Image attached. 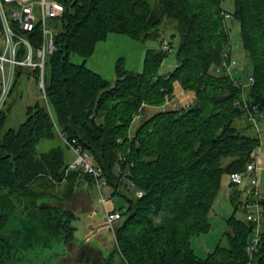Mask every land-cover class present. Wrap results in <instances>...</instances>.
<instances>
[{
	"label": "trees",
	"instance_id": "obj_1",
	"mask_svg": "<svg viewBox=\"0 0 264 264\" xmlns=\"http://www.w3.org/2000/svg\"><path fill=\"white\" fill-rule=\"evenodd\" d=\"M225 12L239 22L252 64L254 81L246 88L225 66L232 44ZM55 25L46 97L40 90L43 99L27 107L17 128H5L8 112L0 109V264H14L41 244L74 242L78 215L64 205L83 181L95 180L81 169L68 171L62 145L37 149L61 134L93 156L111 195L127 202L112 207L122 218L116 250L102 264L117 252L124 264H264V199L260 239L251 251L255 222L236 215L245 189L232 192L235 212L214 251L203 258L192 246L194 235L211 229L224 176L245 171L260 145L257 133L246 132L253 128L246 112L264 111V0H233L230 11L224 0H72ZM166 28L179 36L177 65L167 73L160 68L172 42L148 48L142 71L120 59L114 84L71 60L73 53L87 59L112 32L145 41ZM34 74L38 80L39 70ZM178 88L185 97L176 106L151 109L173 100Z\"/></svg>",
	"mask_w": 264,
	"mask_h": 264
},
{
	"label": "rangeland",
	"instance_id": "obj_2",
	"mask_svg": "<svg viewBox=\"0 0 264 264\" xmlns=\"http://www.w3.org/2000/svg\"><path fill=\"white\" fill-rule=\"evenodd\" d=\"M154 3V0H151ZM224 6L227 10L233 9V0H224ZM226 13V12H225ZM227 23L230 26L231 32V53L229 62H234L231 65L230 73L239 77L246 85L250 84V73L252 72V64L247 59L245 50L243 48L240 38L239 22L233 17L227 18ZM175 34V35H174ZM172 42V51L166 56L163 61L160 72L167 73L174 69L177 65L176 48L179 44V36L176 29L166 28L160 36L156 38H148L145 41L134 39L128 35L112 32L107 39L100 41L94 53L85 59L78 53L71 55V60L75 63L86 62V65L93 70L101 73L111 84H114L117 79L116 68L119 60L121 59L123 65L130 70L142 71L144 69L145 57L148 48L160 49L162 44H170ZM5 38L0 28V50L4 46ZM228 62V63H229ZM15 86L4 102L0 109H6L8 118L5 128H17L27 117V107L33 104L36 100L43 99L42 93L36 84L37 78L34 74V68L20 67L17 70ZM237 74V75H236ZM50 72L46 68V76L49 78ZM2 82L0 73V83ZM180 88H178L179 90ZM177 96L173 100L164 104L163 107L152 106V110L156 111L161 108H171L176 106V102L185 97V91L179 90ZM146 105L143 103L141 109L135 114L133 118V125L135 126L140 117L142 108ZM252 110V109H251ZM254 110V109H253ZM251 112H254V111ZM246 119L248 120L249 110L246 112ZM245 119H240L239 124H245ZM250 123V122H249ZM252 125V124H251ZM262 134L264 136V118L260 120ZM253 126V125H252ZM257 131V132H256ZM248 133H258V129H246ZM62 145L66 151L70 162L74 160V153L66 146L65 140L62 136L55 138L43 139L37 145L39 151L48 150L52 147ZM257 159L259 157L260 170L257 172L259 183V190L264 199V138L261 140L260 145L255 149ZM94 159V158H93ZM228 175L223 178V186L221 193L214 207L219 212L218 216L211 213V229L208 232L196 234L192 237V246L196 254L200 257H207L210 252L214 251L217 244L223 237L224 232L227 230V218L235 212V203L231 198L226 196L224 190L227 188L226 182ZM250 174L245 176V181L248 183ZM248 185V184H247ZM234 190L239 186L233 185ZM103 192L109 197L106 205L101 201V191L97 182L90 183L83 181L81 188L72 202L65 204L64 207L73 209L77 213V218L74 220V225L77 227L74 242L69 244L63 240L55 241L51 247L46 248L43 244L36 247V249H27L20 253L14 264H80V253L82 249L86 248L90 256L97 262L92 264H102L101 259L109 257L110 253L116 250V237L115 228L110 227L106 219V206L112 208L113 206L121 207L127 204L126 200L119 196H112V188L105 186ZM243 196L240 197V200ZM245 212L239 208L236 215L239 217L244 216ZM71 256V257H70ZM70 257V258H69ZM68 260H65V259ZM105 262V260H104ZM107 262H105L106 264ZM107 264H124L117 252L115 258Z\"/></svg>",
	"mask_w": 264,
	"mask_h": 264
},
{
	"label": "built area",
	"instance_id": "obj_3",
	"mask_svg": "<svg viewBox=\"0 0 264 264\" xmlns=\"http://www.w3.org/2000/svg\"><path fill=\"white\" fill-rule=\"evenodd\" d=\"M71 1L0 0V28L5 38L4 46L0 50V73L2 77L0 108L13 89L18 74L17 70L20 67L39 70L37 85L46 97V61L55 49V36L58 32L55 22L56 19L66 12L68 3ZM225 16L226 18L232 17L229 12H226ZM165 48L169 52L172 51L170 45H165ZM229 56L230 54H228L227 59ZM232 64H235V61L229 63L225 61V66L229 73ZM249 80L252 83L254 77L250 76ZM243 86L246 85L244 84ZM251 111L249 109L248 120L258 129L260 135V120L264 118V111L255 110V107L254 112ZM140 116L141 113L139 114ZM61 135L66 145L75 155L74 160L69 163L68 171L81 169L84 173L93 176L101 191V201L106 205L109 197L105 195L103 189L109 185L103 175L102 168L95 162L88 151L77 144L76 139H67L63 134ZM258 159L255 154L254 160L248 163L245 171L233 172L229 175L233 185L241 186L245 181V176L250 174V180H248V185L245 189L248 196L242 202L241 209L245 212V217L248 220L255 222V235L250 246L251 251L256 249V245L259 242L263 221L262 194L259 190L257 178V172L260 168ZM121 218L122 212L119 209H112L106 206V219L110 227L115 228Z\"/></svg>",
	"mask_w": 264,
	"mask_h": 264
},
{
	"label": "crops",
	"instance_id": "obj_4",
	"mask_svg": "<svg viewBox=\"0 0 264 264\" xmlns=\"http://www.w3.org/2000/svg\"><path fill=\"white\" fill-rule=\"evenodd\" d=\"M237 75V74H236ZM260 136V138H261V140H263V138H264V136H263V134H262V130H261V134L259 135ZM261 140H260V143H261ZM256 154V153H255ZM257 156V155H256ZM259 158V157H258ZM260 165V164H259ZM259 170H260V168H259ZM229 176V175H228ZM226 184H228L227 185V188L224 190V192H225V194H226V196H228L229 198H231V194H232V192L234 191V188L232 187L233 185H232V183H231V180H230V176L228 177V180H227V182H226ZM246 187H247V182L245 183V184H242L241 186H239L238 188L239 189H246ZM237 188V189H238ZM242 196H243V199H242V201H245L246 199H247V193L246 192H244L243 194H242ZM232 199V198H231ZM213 214L215 215V216H218L219 215V212H217V208L216 207H214V210H213ZM242 217H245V214H244V216H242ZM71 257V256H70ZM69 257V258H70ZM68 258V259H69ZM67 258L65 259V260H68ZM66 264V263H65Z\"/></svg>",
	"mask_w": 264,
	"mask_h": 264
},
{
	"label": "flooded vegetation",
	"instance_id": "obj_5",
	"mask_svg": "<svg viewBox=\"0 0 264 264\" xmlns=\"http://www.w3.org/2000/svg\"><path fill=\"white\" fill-rule=\"evenodd\" d=\"M70 244H71V243H70ZM80 256H81V258H80V264H92V263H91L92 260H93V262H97V261H98L97 258L93 259V258L90 256L89 252L86 251V248L82 249V252L80 253ZM96 264H97V263H96ZM98 264H99V263H98Z\"/></svg>",
	"mask_w": 264,
	"mask_h": 264
},
{
	"label": "bare ground",
	"instance_id": "obj_6",
	"mask_svg": "<svg viewBox=\"0 0 264 264\" xmlns=\"http://www.w3.org/2000/svg\"><path fill=\"white\" fill-rule=\"evenodd\" d=\"M4 103H2V106H3Z\"/></svg>",
	"mask_w": 264,
	"mask_h": 264
}]
</instances>
